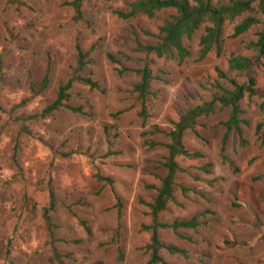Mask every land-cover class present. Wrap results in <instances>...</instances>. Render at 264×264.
<instances>
[{
  "label": "rangeland",
  "instance_id": "obj_1",
  "mask_svg": "<svg viewBox=\"0 0 264 264\" xmlns=\"http://www.w3.org/2000/svg\"><path fill=\"white\" fill-rule=\"evenodd\" d=\"M21 1L25 4L17 6L0 0V246L9 248V253L0 254V264H56L42 217L50 188L55 194L51 212L55 234L68 241L55 243L62 264H148L149 235L140 227L149 218L140 201L155 196L147 185L159 187L164 175L160 165L167 152L145 146L141 133L155 125L173 128L180 111L210 100L218 85L228 86L217 70L227 72L231 53L254 59L239 77L228 74L240 83L250 77L256 80L255 94L246 93L241 101L243 117L249 121L244 127L246 144L231 134L223 158L225 130L220 122L228 118L229 109L221 112L219 106L214 114L198 120L196 133H185L186 147L203 157H178L185 172L178 174L176 202L161 219L172 222L198 216L202 224L181 229L182 237L162 230V242L185 249L187 256L165 250L161 256L167 264H264V176L257 178L264 175V54L259 57L246 46L256 40L262 26L233 38V28L242 18L227 22L222 55L213 51L199 60L202 27L187 41L190 58L179 65L171 58L133 50L134 35L145 43L154 42L142 30L155 27L145 18L124 21L113 14L130 0H86L87 25L76 22L72 7L64 4L72 0ZM77 41L86 50L95 45L87 74L92 73L99 88L76 83L69 103L82 105L89 115L61 109L29 119L40 114L67 81ZM107 53L119 57L127 53L132 58L122 60L127 67L150 65L158 95L148 102L150 118L145 127L131 108L135 73L119 75L120 66L112 64ZM47 72V88L33 95L29 86L33 83L40 89ZM119 110L124 112L115 116ZM109 151L112 154L107 156ZM97 174L113 179L123 204L120 218L116 194L109 186L99 193L102 183L97 182ZM69 207L88 221L90 232L79 225ZM119 222L122 230L116 244L121 253L111 242Z\"/></svg>",
  "mask_w": 264,
  "mask_h": 264
},
{
  "label": "trees",
  "instance_id": "obj_2",
  "mask_svg": "<svg viewBox=\"0 0 264 264\" xmlns=\"http://www.w3.org/2000/svg\"><path fill=\"white\" fill-rule=\"evenodd\" d=\"M86 0H72L64 4L72 7L74 11V20L84 25L88 24L86 20L83 6ZM8 5H24L21 0H6ZM256 4V9H255ZM256 11V13H253ZM257 13L259 16H257ZM113 14L117 18L129 21L136 18H145L150 20L155 30L143 29L142 34L154 42L145 43L137 34L134 35L133 50L145 55H155L157 58H171L179 65H182L191 56L190 47L187 41L192 39L193 35L202 27L204 33L200 37L199 60L206 58L208 54L215 51L217 56L222 55V47L224 43L225 26L227 22H234L242 18L239 23L235 24L233 28L232 37L247 33L253 27L262 26V29L256 33V40L247 43V48L258 53L257 56L264 54V0H130L126 2L124 7L116 8ZM95 45L86 50L82 47L79 41L75 44V61L70 68V73L67 81L62 84L55 99L47 105L40 114L31 115L28 118L47 117L52 113L61 109H67L74 114L88 116L84 111L82 105L73 106L70 101V90L74 84L81 83L89 86L91 89H98L99 83L93 78L92 73L87 74V67L91 65V53ZM256 56V57H257ZM107 58L112 64L119 65L118 74L123 75L127 72L135 73L137 80L132 85L133 108L136 115L142 119L143 127L149 121L148 102L150 98L156 97L157 91L153 89L152 81L155 77L152 73L150 65L145 63L142 67L132 68L124 65L122 60L129 62L132 58L127 53H121L120 57L113 53H107ZM253 57L243 54L231 53L227 59V72L217 70L221 78L227 79L228 86L218 85V91L214 92L210 100L204 101L201 104H194L188 106L183 112H179V117L172 121L173 128L163 129L158 125L153 127V130L143 131L141 136L145 146L148 148L163 147L167 154L161 163L164 169V175L160 179L159 187L154 185H147L148 188L154 189L156 194L151 200L141 199V204L146 207V216L149 218L147 223H142L140 230L147 232L149 241L145 246L148 253V264H167L161 256V251L165 250L171 254L187 256V251L174 244H165L160 238L162 230L170 229L172 232L182 237L181 229H196L202 223L195 216L187 220L175 219L172 222L162 221V213L167 210L170 204L176 202L174 195L175 189L178 185V174L185 172V169L179 164L178 157L184 158H202L203 155L198 152L190 151L185 143L184 136L187 131L195 132L198 125V120L202 117H209L215 113L216 106H219L221 112L229 109L228 118L220 125L224 128V137L221 146V155L225 151V146L228 137L232 134L237 136L241 144H246L245 128L249 126V121L243 117V109L241 101L244 99L246 93L251 97L255 94L256 80L249 78L246 82L240 83L237 78H230L228 74L242 75L248 71L253 62ZM49 72L41 82V88L36 90L35 85L31 83L29 90L34 95L38 92L44 91L48 86ZM32 99V96L22 101L21 105ZM264 108V102L262 103ZM124 111L119 110L115 116L121 115ZM260 125L257 127L259 130ZM106 134L109 135V129L105 128ZM164 135L166 139H161ZM198 136V135H197ZM264 140V139H263ZM16 153V151H14ZM112 152V151H111ZM112 153H107V156ZM202 170H207L201 167ZM208 172V171H207ZM264 175H259L260 178ZM97 182L102 183L99 193H101L105 186H109L114 194H116L115 184L112 178L103 177L102 175H95ZM50 202L42 210V217L45 221L46 234L50 236L49 242L51 245L52 258L56 264H62V254L57 250L55 243L62 241L68 242L66 239H61L55 234L56 228L51 216V212L55 209L54 190L49 189ZM183 191H187L182 187ZM98 193V194H99ZM116 209L118 211V218H120L121 208L123 206L120 196L116 194ZM72 216H74L79 225L87 232H90L88 221L80 217L71 207L68 208ZM201 215H205L201 213ZM121 223L113 230V239L111 242L117 243L121 235ZM118 251L121 253L120 245L116 244ZM7 245L0 246V254L4 252L9 253ZM6 251H3L5 250Z\"/></svg>",
  "mask_w": 264,
  "mask_h": 264
}]
</instances>
